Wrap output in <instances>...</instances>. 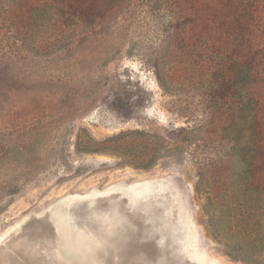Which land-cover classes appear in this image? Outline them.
<instances>
[{
  "label": "rangeland",
  "instance_id": "1",
  "mask_svg": "<svg viewBox=\"0 0 264 264\" xmlns=\"http://www.w3.org/2000/svg\"><path fill=\"white\" fill-rule=\"evenodd\" d=\"M114 2L46 6L24 38L0 18V264H196L188 224L208 264H264V171L244 174L230 102L162 0Z\"/></svg>",
  "mask_w": 264,
  "mask_h": 264
},
{
  "label": "trees",
  "instance_id": "2",
  "mask_svg": "<svg viewBox=\"0 0 264 264\" xmlns=\"http://www.w3.org/2000/svg\"><path fill=\"white\" fill-rule=\"evenodd\" d=\"M112 1L0 0V18L24 38L28 23L46 6H55L61 16L67 7L70 16L83 19L90 11L96 19L106 15ZM114 1L120 5L122 0ZM162 1L176 24L174 42L182 43L186 56L194 52L201 61L196 64L207 68L213 97L230 102L227 130L244 174L264 171V0ZM182 22L187 24L183 30Z\"/></svg>",
  "mask_w": 264,
  "mask_h": 264
},
{
  "label": "water",
  "instance_id": "3",
  "mask_svg": "<svg viewBox=\"0 0 264 264\" xmlns=\"http://www.w3.org/2000/svg\"><path fill=\"white\" fill-rule=\"evenodd\" d=\"M155 189H157V187L153 181H143V182H138V183L126 186V187H117V186L111 187L108 190L96 191V192H93V193L87 194V195H80V194L71 195V196H68L65 199H63V201L71 202V201H74L76 199L88 198L89 196H99V195H103V194L107 193L108 191H113V190L119 191L123 195H125L126 197H129L130 199L134 200L136 198H143V197L148 196ZM66 223L68 224V223H70V221L68 222V220H67ZM70 225H71V223H70ZM73 226L76 227L78 230L82 231L84 234H86L89 237V234L84 229H82L78 225L75 226V224ZM90 239H92V238H90ZM2 241H3V238L0 239V243ZM92 242L94 243L93 239H92ZM182 242H183V248H184L188 258L191 261L195 262L196 264H208L206 261L205 254L199 248V245L195 239V236L192 233V228L189 224L185 226V237L182 239Z\"/></svg>",
  "mask_w": 264,
  "mask_h": 264
}]
</instances>
